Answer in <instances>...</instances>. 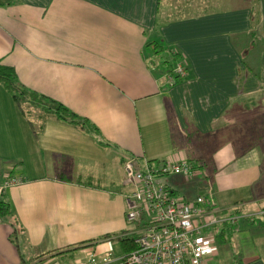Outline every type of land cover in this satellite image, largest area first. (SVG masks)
Instances as JSON below:
<instances>
[{
  "label": "crops",
  "instance_id": "crops-1",
  "mask_svg": "<svg viewBox=\"0 0 264 264\" xmlns=\"http://www.w3.org/2000/svg\"><path fill=\"white\" fill-rule=\"evenodd\" d=\"M195 1L0 0V62L98 129L18 103L0 82V177L21 178L3 188L0 264H118L102 253L123 254L115 236L132 226L126 155L198 163L165 182L206 207L264 206V0ZM181 60L186 75L167 82ZM253 220L228 224L208 264H264V216Z\"/></svg>",
  "mask_w": 264,
  "mask_h": 264
},
{
  "label": "built area",
  "instance_id": "built-area-1",
  "mask_svg": "<svg viewBox=\"0 0 264 264\" xmlns=\"http://www.w3.org/2000/svg\"><path fill=\"white\" fill-rule=\"evenodd\" d=\"M186 65L181 60L166 75L172 83L175 75L185 76ZM123 183L129 186L124 194L125 216L136 225L130 228L135 247L115 258L112 246L103 251L104 262L118 259V264H206L216 251L213 223L223 219L215 208H207L206 198H187L174 194L157 179L164 175L193 174L185 157H162L141 166L135 156L122 162ZM20 177H9L4 183H17ZM4 185H0L1 189ZM238 216L229 219L237 220ZM227 219V218H224ZM209 229V231H207ZM90 261L96 264L94 254Z\"/></svg>",
  "mask_w": 264,
  "mask_h": 264
},
{
  "label": "trees",
  "instance_id": "trees-1",
  "mask_svg": "<svg viewBox=\"0 0 264 264\" xmlns=\"http://www.w3.org/2000/svg\"><path fill=\"white\" fill-rule=\"evenodd\" d=\"M172 68H173V66L171 68L167 69L165 72V75H167L168 72H170L172 70ZM186 72H187V70H186ZM179 77H182V76L175 75V80H173V82L176 81V79ZM263 81H264V77H263ZM0 82L11 92L13 98L18 103H21L22 101L26 100L31 104L40 105L41 108L45 112H48V111L54 112L62 119L69 120L70 122L78 124L81 127L87 128L88 130H92L93 132H98L97 127L91 121H89L85 117L79 116L78 114H76L74 111L70 110L67 106H65L61 102L56 101L55 99L50 98L48 96H45L44 94H39L34 90H29V89L23 87L22 85H20L18 80H17V75H16V72H15V69L13 66L0 62ZM128 156H133V155H128ZM125 157H127V155ZM186 160L192 165V168H193V174L191 176H189L188 178H190L194 175H197V172H199V164L198 163L195 164L192 160H190L188 158H186ZM122 162H123V160H122ZM8 178L1 176L0 177V185H4V183L8 180ZM162 183H164L167 187H169V189H171V191L174 194H176L175 189H173V187L169 183H167V182H162ZM3 188H4V186L1 189L0 218H11L13 215V210H12L10 202L8 200L2 198ZM176 195H178V194H176ZM198 195H202L205 197V195H203V194H197L196 196H198ZM196 196H194L193 198H195ZM209 200H210V198H206V201H207L206 203L210 202ZM205 206H206V204H205ZM207 208L208 209L209 208H215L216 212L220 216L227 218V219L223 218V219L213 223L212 229H210L214 234V244L218 250V247L220 244L224 243L225 245L226 244L228 245L229 241L231 240L229 238L227 239L224 235L226 230L231 231L230 225H228V224L236 225V224H238V222L241 219H248V216L245 215L247 213H244V212H242V210H239V209H235L233 211V213H231V214H226L225 208H224L225 210H223L222 207H219L216 205H213V207H207ZM263 208H264V206H263ZM231 216H238V218H237V220L233 221L232 219H229V217H231ZM249 217H250V215H249ZM131 223H135V222H131ZM225 228H227V229L225 230ZM207 231H209V229H207ZM110 237H112V236H110L109 234H105L95 241L107 239ZM115 237H116L117 241L120 243L121 248L124 251L132 250L135 247V244L133 242L134 234L130 231V229L126 230L125 232H122L121 234H117ZM225 239H227V240L225 241ZM208 260L206 259V264H208Z\"/></svg>",
  "mask_w": 264,
  "mask_h": 264
},
{
  "label": "rangeland",
  "instance_id": "rangeland-1",
  "mask_svg": "<svg viewBox=\"0 0 264 264\" xmlns=\"http://www.w3.org/2000/svg\"><path fill=\"white\" fill-rule=\"evenodd\" d=\"M237 2H239V0H230V1H228V3H229V5L230 4H232V3H234V4H236ZM204 3H207V2H205L204 0H196L195 1V3H193L191 6H192V8L190 9V10H194L193 8L195 7L196 8V10H194L195 12H198V11H200V10H202L203 8V6L205 5ZM192 13H194V12H192ZM174 66V65H173ZM169 178H171V175H164V176H161V177H159L157 180L158 181H161V182H165V180L166 179H169ZM180 188H181V186H180ZM186 193H188L187 192V188L185 187V186H183L182 185V189L179 191V193L178 194H180V195H184V194H186ZM229 209H227L226 210V214H231V213H233V208L234 207H228ZM255 213V214H254ZM245 215H247L248 216V221L249 222H252V221H254V220H252V219H256V218H259V217H263L264 216V208L263 207H261L260 209H256L255 210V212L253 211V212H247V214H245ZM249 215H250V217H249ZM240 220V219H239ZM238 220V221H239ZM135 225H136V223H132V226H131V228H133V227H135ZM230 244H232L234 247L237 245V242L236 241H233V242H231ZM119 246V244H115V248H116V250L117 251H119V253H121L122 252V249H119L118 250V247Z\"/></svg>",
  "mask_w": 264,
  "mask_h": 264
}]
</instances>
